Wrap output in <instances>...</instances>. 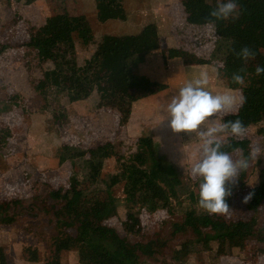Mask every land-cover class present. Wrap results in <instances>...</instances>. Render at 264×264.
<instances>
[{
	"label": "rangeland",
	"instance_id": "rangeland-1",
	"mask_svg": "<svg viewBox=\"0 0 264 264\" xmlns=\"http://www.w3.org/2000/svg\"><path fill=\"white\" fill-rule=\"evenodd\" d=\"M243 1L236 0V3L240 6L239 3ZM216 5L217 0L126 1L124 3L128 16L126 21L99 24L95 18L93 0H36L32 4H25L19 0H0V90H36L41 94L42 90L47 88V94L56 101L55 112L61 115V121L65 122L60 131L54 127L46 137L62 141L59 146L73 145L65 150H61L59 146L52 149L56 157L47 158L46 163L38 167L41 172L30 176L24 175L20 184L13 179L15 176L9 177L8 173H4L0 168V204L17 201L20 209L31 203L35 194H43L50 189H65L78 182L77 188L80 193L74 199L84 208L99 200L107 198L113 200L114 216L104 223L106 227L113 228L121 236L129 235L130 219L127 216L131 215L132 219L138 221L142 237L157 232L165 219V212L158 208L163 204L159 194L156 191L139 188L132 201L127 200V194L135 181V171H148L151 167L147 157L135 149L136 139H131L130 136L132 125L138 122L141 123L136 127L142 128V136L150 137L154 141L158 156L174 169L176 180L171 187L163 188L166 197L171 204L174 201L191 204L198 195L201 179L190 175L191 164L199 158L200 141L195 133H175L167 120L161 122L163 113L158 109L161 110L162 106L166 105L168 95L150 98L144 101L145 104L138 105L122 96L114 95L110 90L96 87L91 77L93 70L90 67V57L96 49V37L134 35L146 25L153 24L159 44L162 46L159 47L166 51L168 59L174 49L182 48V44L186 45V48L197 47L199 46L197 44H200L203 49L197 47L189 52L205 60L217 49L213 46V32L206 26L187 24L185 17L191 9L199 6H203L210 14ZM61 14L69 16L72 22L73 32L69 35L71 44L67 50H63H66V56L72 59L76 68L78 87L71 92L75 103L69 100L66 102L65 90L53 85L52 75L55 74L49 68L51 63L46 52L42 49H29L24 45L35 33L45 35L48 20ZM159 50H156L159 55L154 53L149 57L147 52L128 58L126 65L132 83L144 84L150 79H159L162 72L165 74L166 64H163L165 60ZM260 55L264 62V48H261ZM157 60L160 62H153ZM174 65L187 66L182 60L175 61ZM188 66L190 68L170 73L169 79L165 80L171 84L173 95L186 81L199 75V71H192L198 68V65ZM219 73L230 75L228 83L220 81ZM233 73L235 72L221 70L216 73L215 78V73L208 72V75L214 78L213 81L209 80V90L213 94L227 91L230 85H234L229 84L232 82ZM242 75L245 76L246 86L240 87L241 94L246 97L243 104L245 105L254 98L257 75L251 69H246V73ZM226 84L229 85L225 86ZM52 107L53 105L51 111H54ZM140 110H143L142 113ZM234 111L233 109L232 112ZM65 114L70 117L71 123L64 119ZM225 115L227 114H217ZM217 116L215 118L218 119ZM28 122L26 118L23 120L22 128L25 131L30 129ZM9 124L10 121L3 122L0 127L1 134H6ZM246 130L243 137L229 138L230 144L236 140L248 139L252 146L258 144L264 149V125L259 136L255 126ZM77 138L78 141L74 143ZM232 148L225 150L231 152ZM91 151L94 156L92 158ZM235 155L238 154H234V158ZM129 156H132L130 164L125 162ZM78 158L90 160L87 181L82 175L74 177L79 170L75 164ZM23 160L25 161L24 156ZM46 171L48 172L45 173ZM236 179L230 183H234ZM263 188L264 154H261L258 159L252 160L243 187L234 189L232 207L226 213L228 217L249 219L251 213L246 210L247 203L242 201L249 193L255 195ZM261 224L264 226V217ZM19 235L20 238L17 239ZM209 251L216 255L225 253L222 257L229 262H235L236 260L230 259L238 258L252 264H264V244L257 243L249 237L226 236L212 244ZM205 253L193 251L180 257L175 264H203ZM209 258L211 259V255ZM0 260L5 264H28L29 261L30 264H96L89 256L82 238L73 229L48 224L44 217L34 219L24 216H18L12 225H0Z\"/></svg>",
	"mask_w": 264,
	"mask_h": 264
},
{
	"label": "trees",
	"instance_id": "trees-1",
	"mask_svg": "<svg viewBox=\"0 0 264 264\" xmlns=\"http://www.w3.org/2000/svg\"><path fill=\"white\" fill-rule=\"evenodd\" d=\"M19 1L25 4L36 2ZM93 1L97 23L105 24L110 21L124 22L128 19L124 6L126 1L146 0ZM239 5V14L236 18L215 21V28L211 30L214 37L213 46L217 49L213 50L207 59H200L189 52L197 47L203 49L200 44H197L199 45L197 47L174 49L170 57L179 58L187 66L209 65L220 71L245 68L255 72L257 66L264 67L260 55L261 48H264V2L252 3L250 0H244ZM212 19L203 6L191 9L185 17L187 24L197 27H205L206 22ZM72 30L71 18L64 14L57 15L48 20L45 35L35 33L24 44L29 49H42L46 52L51 63L49 68L55 74L52 75L53 85L67 91L73 88L76 78L75 65L65 54L71 44L69 35ZM95 44V52L90 57V67L93 70L92 81L96 87L108 89L114 95L122 96L130 102L144 100L168 89L167 85L152 81L134 84L128 74L126 65L128 58L159 50V41L153 24L146 25L134 35L96 37ZM207 46L211 49L209 45ZM245 46L256 53L255 58L247 62L236 55ZM161 54L164 59V50H161ZM254 91L252 101L221 118L224 121L240 119L246 128L255 126L259 136L264 125V73L257 76ZM231 144L233 148L241 149L247 156L251 141L236 140ZM135 149L147 157L151 167L148 171H135V181L127 194V200L131 202L139 188L156 191L159 194L163 204L158 208L165 212V219L157 232L142 237L140 225L131 215L127 216L130 219L129 235L121 236L113 228L106 227L104 223L114 216L113 200L111 198L99 200L84 208L74 199L80 193L77 188L78 182L65 189H50L46 193L35 194L31 203L20 209L17 201L1 203L0 225H12L18 216L34 219L44 217L48 224L73 229L82 238L89 256L96 264H175L180 257L193 251L209 252L212 244L226 236L249 237L257 243L264 244V226L261 224L264 217L262 210L264 188L253 195L246 204V210L251 213L247 220L228 217L226 213L204 212L198 208V195L191 204L183 201H174L171 204L163 188L171 187L176 180L174 169L158 156L155 143L150 137L136 138ZM131 160L132 156H129L125 162L130 164ZM75 164L79 170L74 177L82 175L87 181L90 160L78 158ZM248 168L240 173L234 183L229 182L227 185L231 190V195L226 198L229 208L232 207L234 189L242 188L245 183ZM0 264L5 263L0 260Z\"/></svg>",
	"mask_w": 264,
	"mask_h": 264
},
{
	"label": "clouds",
	"instance_id": "clouds-1",
	"mask_svg": "<svg viewBox=\"0 0 264 264\" xmlns=\"http://www.w3.org/2000/svg\"><path fill=\"white\" fill-rule=\"evenodd\" d=\"M239 6L236 0H217L216 7L210 12L212 20L206 22V27L214 30L215 21L236 18ZM236 55L247 62L255 58L256 53L249 47H243ZM222 66V65H221ZM245 68L233 73V83L246 86ZM264 73V67L257 66V76ZM246 102V97L240 90H227L213 94L209 90V75L201 71L199 75L188 80L162 106V121L167 120L169 127L175 133L194 132L200 141L199 158L190 168L193 178H201L198 190V208L208 214H224L229 211L226 198L231 195L227 187L229 182L245 171L252 160L264 154L260 145L251 146L245 156L241 149L232 148L229 138L236 139L246 134V127L240 119L224 121L215 118L217 114H228ZM227 134V135H225ZM232 148V151L225 149ZM234 154L235 155L234 158ZM254 193H249L243 199L248 203Z\"/></svg>",
	"mask_w": 264,
	"mask_h": 264
},
{
	"label": "crops",
	"instance_id": "crops-1",
	"mask_svg": "<svg viewBox=\"0 0 264 264\" xmlns=\"http://www.w3.org/2000/svg\"><path fill=\"white\" fill-rule=\"evenodd\" d=\"M160 47L162 46L160 45ZM176 47H178V45ZM181 47H186V45L182 44ZM160 50H164V49L160 48ZM154 53L158 54V52L156 51H151L148 52L147 54L150 57V54H154ZM144 54L145 53L140 55H144ZM169 58L170 59H168L167 53L165 51V58H164L165 61L163 62V64H166V67H164L165 74L164 72H162L161 77L159 79H154V80L150 79V81L152 82L169 86V89L164 93H160L155 96L146 98L144 100L137 101L135 102V104L142 105L145 104L144 101L150 98H161L162 95H168L167 100H169L173 96V92L170 88L171 84L167 83L165 80L169 79L170 73L184 70V68L188 69L190 68V66L182 67V66L174 65L175 61L181 62V60L172 57ZM153 62L157 63L160 61L157 60ZM197 67L198 68L192 71L212 72L215 73V78L217 77L216 73L221 72L220 70H217L207 65H201V66L198 65ZM223 71H231V70H223ZM237 71L239 70L236 71L233 70V72H237ZM219 76L221 77L220 81H223L225 83L229 81L230 75H224L219 73ZM212 79L214 78L211 77V75H209V80ZM230 83L234 85H230V88H228L227 90L239 89L240 94L242 93L240 85H237L233 82H229V84ZM229 84H226L225 86H228ZM77 87L78 84L75 78L72 89L77 90ZM72 89L70 91L67 90L64 91L66 92L65 93L66 102H68L69 100V102L75 103L76 101V100L74 101V98H72L71 95V92L73 91ZM101 89L96 88V90H101ZM104 90H108V89H104ZM47 93H48L47 88L42 90L41 94L37 93L36 90H0V127L3 124V122L10 121V124L7 127L8 130L6 131V134L0 133V168L3 169L4 173L6 174L8 173L9 177L15 176L13 179H15V182L17 184H20L22 182L24 175L30 176V174L41 172L38 167L41 166L42 164H45L47 158H55L56 154L52 152V149H55V147H58L59 144H62V141H57L58 139H49L48 137H46V135H48L49 132L52 131V128L54 127L58 131H60V128L65 122L64 120L61 121L62 116L57 115V113L55 112L57 110L55 99L50 97ZM51 105H53L52 110L54 111H51ZM238 108H240V106H238L234 110H237ZM140 111H141L140 113H142L143 110ZM158 111L161 110L158 109ZM63 117L64 119L70 122L69 120L70 117L67 114H65ZM217 117H219L218 119H220L223 116H217ZM25 118L29 121L28 123L30 127V129L26 131L23 130L22 128L23 120ZM138 123L132 125L131 128L132 135H130L131 139L143 137L141 132L142 128L140 126L136 127ZM79 137L80 135L78 136V138ZM78 138L75 139L73 142L76 143V140L78 141ZM61 139H65V138H61ZM25 145L27 147H25ZM72 146H73L72 144H69L64 146L60 145L59 147H61V150H65V148H71ZM23 156L25 157V161L23 160ZM91 158H92V154H91ZM63 165L64 163L61 166ZM47 172L48 171H46L45 173ZM11 181L12 180L10 179L9 183H11ZM21 233L22 232H20V235ZM20 235L17 239L20 238ZM27 237L31 239V237L28 234ZM23 244H27V243H23ZM204 255L205 258L203 259V264H252L251 262L248 263L245 261H241L238 258L230 259V260H236L235 262H229V260H225L222 257L223 255H216L212 251L206 252ZM210 255H211V259L209 258ZM21 256L23 255L21 254ZM30 263L31 262L29 261L28 264Z\"/></svg>",
	"mask_w": 264,
	"mask_h": 264
}]
</instances>
